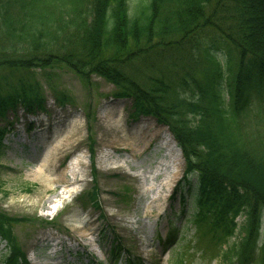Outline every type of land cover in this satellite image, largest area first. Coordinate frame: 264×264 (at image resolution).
<instances>
[{
  "label": "trees",
  "instance_id": "1",
  "mask_svg": "<svg viewBox=\"0 0 264 264\" xmlns=\"http://www.w3.org/2000/svg\"><path fill=\"white\" fill-rule=\"evenodd\" d=\"M59 67L105 79L113 97L131 100V121L153 117L173 133L185 162L178 186L191 192L197 181L196 250L264 264V0H0V158L8 114L46 112L40 74ZM57 92L60 106L72 103ZM87 195L98 207L97 186ZM24 220L0 207L2 264H30L14 231ZM119 241L114 264H142Z\"/></svg>",
  "mask_w": 264,
  "mask_h": 264
},
{
  "label": "rangeland",
  "instance_id": "2",
  "mask_svg": "<svg viewBox=\"0 0 264 264\" xmlns=\"http://www.w3.org/2000/svg\"><path fill=\"white\" fill-rule=\"evenodd\" d=\"M129 1L133 6L138 0ZM40 78L47 112L9 113L3 124L11 123L10 132L0 158V207L27 219L14 231L30 264H114L111 247L116 237L142 264H172L178 253L185 255L187 264H231L212 258L213 250L205 256L200 247L194 248L190 219L197 181L192 177L191 192L189 185L177 186L185 162L167 126L153 117L132 122L131 100L113 97V84L99 76L84 81L59 67ZM58 89L72 103L60 106L55 100ZM88 107L95 112L89 118ZM256 120L250 121V134L263 128ZM92 140L93 152L88 147ZM167 142L180 170L170 187L164 180L173 169L168 166L173 162ZM61 174L62 181L50 182ZM94 185L98 207L87 197ZM243 218L239 216L238 223ZM171 232L176 237L169 244ZM6 249L0 240V264ZM122 261L126 264L125 258Z\"/></svg>",
  "mask_w": 264,
  "mask_h": 264
},
{
  "label": "bare ground",
  "instance_id": "3",
  "mask_svg": "<svg viewBox=\"0 0 264 264\" xmlns=\"http://www.w3.org/2000/svg\"><path fill=\"white\" fill-rule=\"evenodd\" d=\"M152 136H154V135H152ZM154 138H156V137H153V139ZM165 147L171 152V156H172V164L173 165H168L169 167H172L173 169L170 171V172H168L167 174H166V176H165V186L166 187H170L171 186V184L173 183V181L174 180H176V178H177V176H178V174H179V172H180V170L179 169H177V167H179V164L177 163V156H175L173 153H172V148L170 149V147H169V145H168V142H167V145H165ZM179 150V149H178ZM73 165L74 164H71V167H73ZM63 176L64 175H59V176H56V177H54V178H51L50 179V182L52 183V184H54V183H58V182H60V181H62L63 180Z\"/></svg>",
  "mask_w": 264,
  "mask_h": 264
}]
</instances>
